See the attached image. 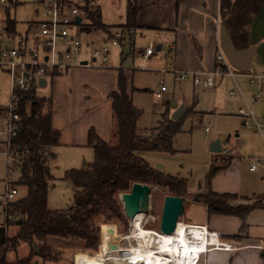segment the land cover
I'll list each match as a JSON object with an SVG mask.
<instances>
[{"label":"rangeland","instance_id":"1","mask_svg":"<svg viewBox=\"0 0 264 264\" xmlns=\"http://www.w3.org/2000/svg\"><path fill=\"white\" fill-rule=\"evenodd\" d=\"M78 1V0H76ZM10 14L16 21V34L10 43H4L8 48L17 47L19 42L25 39L30 40L37 32L36 23L43 20L42 7L37 4L36 0H10ZM91 3L98 5L102 11V21L105 25L113 29V27H122L127 22L128 0H81V4ZM7 16V10H0V19L4 20ZM84 22L86 17L83 15ZM89 23V22H88ZM94 33L100 31H93ZM92 32V33H93ZM22 36V38H20ZM170 37V35H168ZM155 38L137 31L134 39V46L126 44L124 54L122 49L110 47V62L107 70H123L128 76L132 87V98L134 105L142 111L143 115L138 121V128L145 132H151L155 129L162 115L168 110L171 112L172 101L179 106L185 105L188 109L182 121L180 132L174 139V152H143L141 157L145 159L153 168L160 169L168 175L177 176L189 181V191L191 193L199 192L200 185H204L206 178L210 174L213 165L221 166L225 163V158L221 153H213L210 148L213 141L220 139L223 144L229 143L233 152V164L231 170L227 173V177L222 172L216 177L221 183L229 185L231 188L241 186L239 195L249 198H238L239 207H248V201H259V195H264V167L259 168L256 172H251L250 167L255 160L264 161V139L254 130L244 125V120L238 116V108L240 107V99L230 97V91L233 88L230 81H226L224 85L215 89H207L204 87H194L191 80H181L177 78L173 71V57L171 54V41L169 38ZM83 45L91 41L86 33H81ZM108 42L106 38L102 44ZM150 42H154L155 53L145 58L143 52L149 47ZM161 46V50L157 51V47ZM83 52V51H82ZM84 61H89L91 55L86 50L82 53ZM82 59V57H81ZM91 62V61H90ZM80 59L75 66L81 68ZM100 63H90L86 69H98ZM99 82V81H98ZM241 86L246 94L250 91L246 81L240 79ZM166 87V92L162 99H158L156 94L161 86ZM10 77L7 72L0 68V108H7L10 104ZM53 84L46 91H40L38 97L40 100L48 101L52 98ZM99 90V89H98ZM98 90L95 92L99 98ZM248 95V94H247ZM39 100V101H40ZM41 102V101H40ZM234 105L233 110H228L227 106ZM49 104H45L42 114L48 111ZM264 105L256 107L258 117H263ZM171 112V118H172ZM213 124L211 133L208 138L205 137V127L209 123ZM7 120L4 115H0V126L5 127ZM56 146L52 148L53 158L50 161L52 175L55 178L50 183L48 208L51 211H67L74 205L75 189L73 184L66 180V173L72 169H80L85 164L92 163L95 159V151L93 148L80 151L78 164H64L62 162L63 154L55 155L60 152ZM57 152V153H56ZM227 171V170H226ZM21 176L20 155H10L7 144L0 141V201L2 196L7 193V182L16 185ZM24 190L21 188L17 199L23 197ZM121 196V195H120ZM119 196V199H120ZM165 194L157 188H153L150 208L144 220L146 229L159 232L161 223L163 204ZM194 195H191V200ZM261 200V198H260ZM240 201V202H239ZM121 202V201H120ZM192 201L185 203V215L180 222L192 224H204L207 221V213L201 205H191ZM123 206V205H122ZM124 211V209H123ZM125 213V212H124ZM262 210L256 212L255 220H251L249 224H253L250 229V235L260 237L264 241V225L259 222L262 217ZM126 216V215H125ZM152 218V221H148ZM4 209L0 205V220H4ZM128 221L127 227L120 228L119 224H109L114 226L118 235L129 234L131 231V220ZM9 228V234L15 229L13 223ZM105 225L101 226V243L98 249H89L98 252L97 255H78L77 264H104L105 262ZM73 244H77L76 242ZM122 246L127 247L125 240L120 242ZM58 246V242L54 243ZM76 249H86L83 246H72L67 248L62 256V260L48 262L47 264H73ZM88 250V249H87ZM30 248L22 245L17 254L9 253L8 259L14 261L19 257L25 259L29 256Z\"/></svg>","mask_w":264,"mask_h":264},{"label":"trees","instance_id":"2","mask_svg":"<svg viewBox=\"0 0 264 264\" xmlns=\"http://www.w3.org/2000/svg\"><path fill=\"white\" fill-rule=\"evenodd\" d=\"M87 22L82 24L86 34L100 31L111 39L117 32L125 35L139 28L138 16L142 8L138 0H128L127 22L122 27L111 29L102 21V11L98 5L85 4L82 7ZM8 33L16 31V21L7 11ZM89 22V23H88ZM121 43L134 46V38ZM92 63V62H90ZM133 92V90H132ZM132 92L123 74L119 75L118 91L110 94L113 102L115 126L111 143L102 141L91 130L89 144L95 151L92 163L66 173V180L75 189L74 205L67 211H51L48 208L50 183L55 180L50 161L52 148L59 144L60 134L53 128L52 112L42 114L45 105L39 101L37 90L32 87L27 93H20L18 113L21 123L17 135L10 141V155H20L21 176L14 185L18 191L24 190L23 197L9 205L8 214L13 217V233L0 229V264H47L58 262L67 248L83 246L98 249L101 243V226L119 224L127 227L128 221L119 196L129 193L136 183L157 188L165 196L189 197V181L165 174L153 168L140 153L174 152V139L180 132L182 119L173 121L168 110L162 115L159 125L151 132L138 128L143 113L133 103ZM6 108H0V115ZM221 166L213 165L206 178L204 191L194 198L206 206L209 215L235 216L241 219L243 227L248 215L261 208L260 203L248 207H232L230 202L237 195L218 194L211 190V182L218 172L230 167L233 156L225 158ZM11 226V225H10ZM123 229V228H122ZM58 242V246L54 243ZM77 244H73V243ZM22 245L30 248L25 259H8L9 253L17 254ZM34 246L40 249L37 254ZM94 251V250H91ZM95 252V251H94ZM98 253V252H97Z\"/></svg>","mask_w":264,"mask_h":264},{"label":"crops","instance_id":"3","mask_svg":"<svg viewBox=\"0 0 264 264\" xmlns=\"http://www.w3.org/2000/svg\"><path fill=\"white\" fill-rule=\"evenodd\" d=\"M138 3L142 10L138 16L137 31L155 38L157 36L167 38L170 35L168 38L172 43L170 47L173 57L172 67L176 75L187 72L189 73L187 79L192 81L194 73L214 70L215 56L218 46H221L222 27L227 30L237 50L255 48L252 68L249 72L256 75L264 74V0H138ZM10 35L11 39L7 40V43H10L14 35H17L16 31ZM89 37L91 41L85 45L83 52L85 49L91 55L92 47L103 43L107 36L101 32H93ZM82 53L79 57L81 63L85 60ZM92 60L91 56L89 61L92 62ZM81 63H79L81 68L74 67L51 82L53 84L51 100H40L44 105L49 104L51 107L53 128L60 134L59 144L56 146L60 152H56L55 157L63 154L62 162L67 165H77L80 151L92 148L89 144L91 130H94L102 141L111 143L115 119L110 94L118 91L121 72L125 75L131 92L133 90L123 70H111L110 72L108 68L103 67L86 69L87 66H82ZM226 81L218 84L216 88L224 85ZM230 83L232 84L231 81ZM97 90L99 98L95 94ZM227 108L233 110L234 105L229 104ZM171 112H174L172 107ZM233 161L234 159L231 165ZM231 165L220 172L223 171L222 173L227 177L230 174L227 172L231 170ZM204 186L205 183L200 185L201 190L197 193L189 191L187 201H192L191 205L203 206L207 213V221L204 224H189L208 226L209 231L220 234L221 241L234 244L239 249L230 252L209 247L202 256L200 264H264V241L260 237L251 236L250 226L253 224L248 225V221L250 223L251 220H255L258 210L263 212L259 222L264 225V195H259L261 200L259 198L257 201L261 208L253 210L248 215L243 227L240 218L209 215L206 206L194 200L205 190ZM211 190L218 194L249 198L239 195L240 185L238 188H231L221 183L216 176L211 182ZM191 195H194L192 200ZM237 200L231 201L230 205L239 207ZM248 202H252L250 203L252 205L255 201ZM76 250L73 264H77L78 255H97V252L87 249Z\"/></svg>","mask_w":264,"mask_h":264},{"label":"built area","instance_id":"4","mask_svg":"<svg viewBox=\"0 0 264 264\" xmlns=\"http://www.w3.org/2000/svg\"><path fill=\"white\" fill-rule=\"evenodd\" d=\"M37 4L42 7L43 20L36 23L37 32L30 40L25 39L17 47L8 48L4 45L7 40L11 39L7 30L6 19H0V68L7 72L10 77V104L5 109L4 115L7 120L5 127L0 126V141H4L10 150V141L17 135L21 116L17 112L19 109L20 93H27L32 87L37 92L48 89L51 82L60 75H63L70 69L76 67L79 57L83 51L84 45L81 38L82 24H84L81 0H36ZM10 0H0V10L2 8L7 11L10 9ZM81 18V22L77 23V18ZM137 31L130 30L126 35L117 32L114 37L108 39V42L101 46L94 45L91 49V56L96 63H100L101 67H108L110 62L111 46L124 49L122 40L134 38ZM156 46L150 43L149 47L143 52L145 58L151 57L155 53ZM216 67L211 72L194 73L192 77L195 87H204L214 89L225 80L232 82L233 88L230 91V97L240 99V107L238 108V116L244 120V125L254 130L264 139V115L258 117L256 107L264 105V74L256 75L249 71H239L232 66L228 60L222 47L219 45L215 56ZM189 73L182 72L177 74V78L181 80L187 79ZM46 80V86L41 87L39 81ZM240 79H244L250 91L246 94L243 90ZM163 85L156 94L158 99H162L166 92ZM39 99V97H38ZM40 100V99H39ZM213 124L210 122L204 129L205 137L208 138ZM222 155L231 157L233 155L232 148L229 143L221 142ZM264 167L263 160H255L250 167L251 172L257 171ZM19 195L18 189L7 182V193L3 195L1 205L4 209V220H0V229L3 228L6 233L11 227L13 217L8 214L9 205ZM192 229H204L209 233V247H215L223 251H236L238 246L221 241L220 234L209 231L208 226L188 224ZM158 232V231H157ZM204 253V254H205ZM201 255L202 256L204 255ZM201 259L198 264H200Z\"/></svg>","mask_w":264,"mask_h":264},{"label":"bare ground","instance_id":"5","mask_svg":"<svg viewBox=\"0 0 264 264\" xmlns=\"http://www.w3.org/2000/svg\"><path fill=\"white\" fill-rule=\"evenodd\" d=\"M145 218L146 214L139 213L131 219L129 234L118 235L114 226L105 225L104 264H198L208 243L214 241L204 229H192L184 222L178 223L175 234H161L146 229ZM109 229L115 233L111 235ZM122 240L127 241V247L120 244ZM110 241L119 246L118 250H109Z\"/></svg>","mask_w":264,"mask_h":264},{"label":"water","instance_id":"6","mask_svg":"<svg viewBox=\"0 0 264 264\" xmlns=\"http://www.w3.org/2000/svg\"><path fill=\"white\" fill-rule=\"evenodd\" d=\"M81 22V18H77V23ZM220 44L225 52L228 60L234 68L239 71H250L252 68V60L254 57L255 48H249L246 50H237L234 46L227 30L225 27L221 28L220 33ZM161 49L160 46L157 47V51ZM95 59L92 63H95ZM90 61H84L81 63L82 66H88ZM46 80L41 79L39 85L41 87L46 86ZM171 107L174 109L172 113L173 121H180L186 111L185 105H180L172 101ZM211 152L220 154L222 153L221 140L217 139L213 142ZM153 189L146 184L136 183L133 185L129 193H124L120 196V201L123 205V209L126 217L131 220L137 214L144 213L147 214L150 208V200L152 196ZM187 199L184 197L167 196L164 199L161 223L159 226V233L165 235H173L176 233L178 223L181 218L185 215V203ZM1 205V202H0ZM109 233L113 235L115 233L114 229H109ZM118 245L110 241L109 250H118ZM35 253L39 254L40 249L34 246Z\"/></svg>","mask_w":264,"mask_h":264}]
</instances>
